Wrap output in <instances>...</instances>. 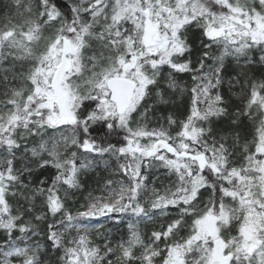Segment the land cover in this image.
<instances>
[{
    "label": "snow or ice",
    "instance_id": "1",
    "mask_svg": "<svg viewBox=\"0 0 264 264\" xmlns=\"http://www.w3.org/2000/svg\"><path fill=\"white\" fill-rule=\"evenodd\" d=\"M0 264H264V0H0Z\"/></svg>",
    "mask_w": 264,
    "mask_h": 264
}]
</instances>
